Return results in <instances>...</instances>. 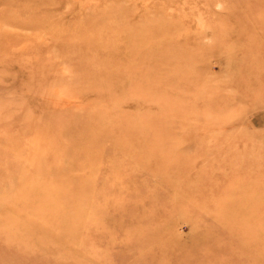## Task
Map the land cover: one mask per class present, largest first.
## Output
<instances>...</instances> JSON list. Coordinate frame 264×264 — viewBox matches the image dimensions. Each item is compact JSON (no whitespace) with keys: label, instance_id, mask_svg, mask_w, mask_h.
Instances as JSON below:
<instances>
[{"label":"rangeland","instance_id":"obj_1","mask_svg":"<svg viewBox=\"0 0 264 264\" xmlns=\"http://www.w3.org/2000/svg\"><path fill=\"white\" fill-rule=\"evenodd\" d=\"M0 264H264V0H0Z\"/></svg>","mask_w":264,"mask_h":264},{"label":"bare ground","instance_id":"obj_2","mask_svg":"<svg viewBox=\"0 0 264 264\" xmlns=\"http://www.w3.org/2000/svg\"><path fill=\"white\" fill-rule=\"evenodd\" d=\"M119 90V89H118ZM59 97V96H58ZM60 99V98H59ZM57 110V109H56Z\"/></svg>","mask_w":264,"mask_h":264}]
</instances>
